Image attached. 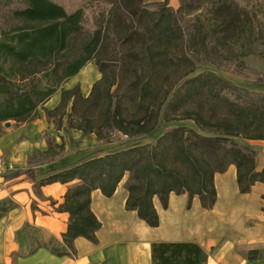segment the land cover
I'll list each match as a JSON object with an SVG mask.
<instances>
[{
	"label": "trees",
	"instance_id": "obj_1",
	"mask_svg": "<svg viewBox=\"0 0 264 264\" xmlns=\"http://www.w3.org/2000/svg\"><path fill=\"white\" fill-rule=\"evenodd\" d=\"M178 1L174 10L169 0H0V123H29L43 109L56 130L63 126L84 137L94 135L107 146L41 174L40 185L78 184L67 189L57 208L69 215L66 232L48 242L29 234L30 255L45 248L56 257H73L76 238L96 243L100 223L90 209L91 192L111 197L127 173L125 207L149 227L159 224L154 197L166 207L171 193L187 194L211 209L214 175L229 165L236 168L241 194L264 184V170L255 171V152L234 141H264V94L215 72L196 73L193 58L211 50L234 60L244 56L235 47L242 50L264 39L259 25L264 0ZM203 5L205 16L198 14ZM90 62L101 78L86 97L78 86L61 89ZM134 65H140L139 72ZM253 84H264V77ZM59 89V103L45 110ZM186 121L197 131L166 126ZM155 132L162 134L154 142L108 146L114 144L113 134L126 136L119 140L124 145ZM63 150V140L47 139L46 155L56 157ZM21 174L38 181L34 169ZM12 207L3 202L0 215ZM245 258L262 259L264 251H249ZM206 261L194 243L151 246V264Z\"/></svg>",
	"mask_w": 264,
	"mask_h": 264
},
{
	"label": "crops",
	"instance_id": "obj_2",
	"mask_svg": "<svg viewBox=\"0 0 264 264\" xmlns=\"http://www.w3.org/2000/svg\"><path fill=\"white\" fill-rule=\"evenodd\" d=\"M92 75L93 81L100 79L99 72L93 71ZM246 87L264 94V84ZM89 90L85 88L82 93L87 96ZM59 101L57 91L43 108L52 110ZM6 123L9 127H5ZM64 135L77 146L81 139H87L97 147L94 135L84 137L76 130L64 131L63 126L56 130L43 109L29 123H0V165L4 166L0 173V205L7 201L13 204L12 209L0 215V264H151L154 243H194L206 253V264H264V258L251 262L245 258L249 251H264V184L255 183L248 193L241 194L234 165L215 173L216 199L211 209L202 208L198 197L189 198L187 194L171 193L166 207L154 197L157 227H149L135 211L126 209L127 173L111 197L97 189L91 192L90 209L100 223L96 243L76 238L73 257H56L45 248L30 255L29 234L48 242L51 238L60 240L66 232L69 215L57 208L67 189L78 184L40 185L41 174L92 153L78 152L86 143L70 152L73 147L65 142ZM60 137L64 150L56 157L46 155L47 138L61 144ZM234 141L255 152V171L264 170V141ZM28 169L35 170L37 182L21 174Z\"/></svg>",
	"mask_w": 264,
	"mask_h": 264
},
{
	"label": "rangeland",
	"instance_id": "obj_3",
	"mask_svg": "<svg viewBox=\"0 0 264 264\" xmlns=\"http://www.w3.org/2000/svg\"><path fill=\"white\" fill-rule=\"evenodd\" d=\"M162 0H148V2H160ZM246 2L244 4H254L255 2L261 3L262 0H245ZM169 5L174 10H176L179 7V1L178 0H169ZM206 7L203 5L200 10L198 11V14H201L202 16H205ZM259 25L263 29L264 32V10H262V13L259 17ZM139 51L138 46L134 48L135 54ZM235 52H242V55L237 60H234L228 56L225 52H222L221 50H211L208 54H202L200 56L193 57L196 60L197 64V70L196 73L202 72V71H211L215 72L218 75H221L225 78L232 79L234 83L238 85H245L249 86L252 85L254 80L260 77H264V39L262 41H255L249 45H247L244 49L239 50L235 47ZM140 56L138 60H141L140 52L138 53ZM91 67H87V65L82 69L73 79H70L66 83H64L61 86V89L69 90L73 88L74 86H78L81 94L85 96V94L82 93L83 90L92 88L93 84L97 81H93V71L98 72L96 66L93 62L88 63ZM115 66V65H110ZM134 68L138 70L140 65H134ZM101 78V75H100ZM93 82V83H92ZM59 89L58 91L60 92ZM89 90V92H90ZM89 94V93H88ZM86 97V96H85ZM68 111V109H67ZM44 112V111H43ZM55 125V124H54ZM185 126L188 128H191L195 131H197V128L192 122L186 121V122H177L174 124H169L166 126ZM56 128V127H55ZM63 134V132H62ZM162 133H153L151 136L145 139L141 140H127L124 142V145H119L120 138L122 137H112V141L114 144L108 145V146H114L115 144L118 146H122L121 149L130 148L134 145L138 144H144V143H150L154 142V140L159 137ZM65 142L70 144L69 137L64 135ZM49 139V138H47ZM60 140H62V137H60ZM86 143V144H85ZM85 144L86 146L79 150L78 152H94L98 149H104L107 146H103L101 142H97V147L92 146L91 143L87 139H81L79 141V144L77 146V142H74L73 149H70V152H74L81 148V146ZM78 148V149H77ZM120 148V147H118ZM56 150V149H55ZM59 153V151H56ZM57 153V155H58Z\"/></svg>",
	"mask_w": 264,
	"mask_h": 264
},
{
	"label": "built area",
	"instance_id": "obj_4",
	"mask_svg": "<svg viewBox=\"0 0 264 264\" xmlns=\"http://www.w3.org/2000/svg\"><path fill=\"white\" fill-rule=\"evenodd\" d=\"M116 135L115 134H113L112 135V137H115ZM119 136H121L122 138H125L126 136H122V135H119ZM9 168H11L10 166H8ZM3 169H4V166L1 164L0 165V173L3 171Z\"/></svg>",
	"mask_w": 264,
	"mask_h": 264
},
{
	"label": "water",
	"instance_id": "obj_5",
	"mask_svg": "<svg viewBox=\"0 0 264 264\" xmlns=\"http://www.w3.org/2000/svg\"><path fill=\"white\" fill-rule=\"evenodd\" d=\"M5 127H9V123H6V124H5Z\"/></svg>",
	"mask_w": 264,
	"mask_h": 264
}]
</instances>
